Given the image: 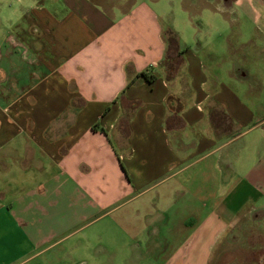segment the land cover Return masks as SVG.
<instances>
[{"label":"crops","instance_id":"crops-1","mask_svg":"<svg viewBox=\"0 0 264 264\" xmlns=\"http://www.w3.org/2000/svg\"><path fill=\"white\" fill-rule=\"evenodd\" d=\"M158 1L0 0V264H104L69 238L113 207L136 264L155 224L157 264H264V0H218L196 51Z\"/></svg>","mask_w":264,"mask_h":264},{"label":"rangeland","instance_id":"rangeland-1","mask_svg":"<svg viewBox=\"0 0 264 264\" xmlns=\"http://www.w3.org/2000/svg\"><path fill=\"white\" fill-rule=\"evenodd\" d=\"M157 3V9L162 15L165 25L177 31L179 35L178 39L180 38V42L184 48L190 47L193 51H196L197 41H200L204 42V44L208 42L206 45L209 47L217 45L220 47L219 49H223L221 44L224 43L225 39H229L228 37L231 38L228 21H226L222 14L217 10L220 6L218 0H159ZM16 4L17 2L15 1L14 5ZM9 11L10 10L3 9V6L0 5L1 25L7 27V29L14 30L16 29L14 28V23L18 25L26 24L24 14L20 17L17 13L11 11L10 13ZM20 12H22L21 9ZM225 18L227 19V17ZM244 23L242 29L246 31L245 35L239 37L241 35L236 32V35H233L234 39L248 40L250 38L249 32L254 33V24H250L251 22L249 21ZM16 32L21 33L18 30H16ZM167 37L170 40L174 39V37L169 36V34H167ZM209 51V48H204L201 56L207 57ZM117 215L118 212L116 207H113L112 209H109L106 216L102 219H98L89 225V227L80 228L77 232L73 229L67 231V233L74 231L75 233L73 232V234L78 235V237L75 238H72L71 236L69 239L83 242L84 240L81 238L83 237L82 234L87 233L89 234V240L94 244L92 252L96 249L101 250L100 255L104 259V264H136L133 255L134 249L136 248L133 245L123 246V243L118 242L117 240V234L120 232L119 227L129 234L133 233L135 227L132 225L118 224ZM154 226V228L157 229V233H153L152 226L150 239L146 244L144 241H141V251H150L155 259V264H157L159 254L167 242L166 239L168 234L163 225L155 224ZM100 234L103 235L102 241H100L98 237ZM70 240L68 243L72 242ZM171 242L173 243V241ZM229 247V243L225 241L221 251V255L224 254V256L217 257L219 264H228V260L231 258V256L227 255ZM60 258L68 259L69 257L63 256ZM260 262H263V259L260 260ZM60 264L63 263L60 262ZM139 264H145V261H139Z\"/></svg>","mask_w":264,"mask_h":264},{"label":"trees","instance_id":"trees-1","mask_svg":"<svg viewBox=\"0 0 264 264\" xmlns=\"http://www.w3.org/2000/svg\"><path fill=\"white\" fill-rule=\"evenodd\" d=\"M140 76L146 78L147 80H151L150 77H148L145 73H142Z\"/></svg>","mask_w":264,"mask_h":264}]
</instances>
